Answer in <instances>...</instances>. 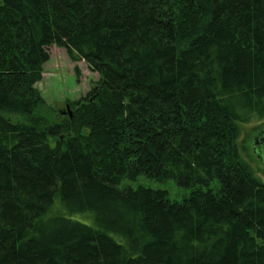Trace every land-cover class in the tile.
<instances>
[{
	"label": "trees",
	"instance_id": "16d2710c",
	"mask_svg": "<svg viewBox=\"0 0 264 264\" xmlns=\"http://www.w3.org/2000/svg\"><path fill=\"white\" fill-rule=\"evenodd\" d=\"M51 47L100 79L45 124ZM262 120L264 0H0V264H264Z\"/></svg>",
	"mask_w": 264,
	"mask_h": 264
},
{
	"label": "rangeland",
	"instance_id": "374dc122",
	"mask_svg": "<svg viewBox=\"0 0 264 264\" xmlns=\"http://www.w3.org/2000/svg\"><path fill=\"white\" fill-rule=\"evenodd\" d=\"M49 57L50 60L44 67L42 81L37 85L46 106L33 119H43L41 121L45 124H54L68 115L71 103L87 97L100 78L89 70L86 63L73 62L63 49L51 47ZM8 119L19 123L27 121L17 116H9ZM262 130H264V120L254 121L241 127L239 149L243 158L252 164L258 161L253 146L258 133ZM257 173L264 179L263 163L257 164ZM123 182L134 189L142 186L165 191L173 201L180 202L191 194L189 190L181 188L174 181L157 182L147 177H140L134 182H129L127 179Z\"/></svg>",
	"mask_w": 264,
	"mask_h": 264
},
{
	"label": "water",
	"instance_id": "95a60500",
	"mask_svg": "<svg viewBox=\"0 0 264 264\" xmlns=\"http://www.w3.org/2000/svg\"><path fill=\"white\" fill-rule=\"evenodd\" d=\"M260 154L263 156V158H264V148L261 146L260 147Z\"/></svg>",
	"mask_w": 264,
	"mask_h": 264
}]
</instances>
